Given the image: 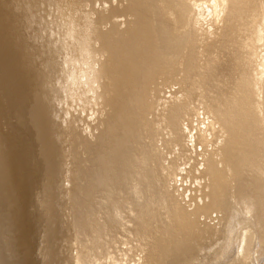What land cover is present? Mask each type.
<instances>
[{
	"label": "bare ground",
	"instance_id": "bare-ground-1",
	"mask_svg": "<svg viewBox=\"0 0 264 264\" xmlns=\"http://www.w3.org/2000/svg\"><path fill=\"white\" fill-rule=\"evenodd\" d=\"M0 99V264H264V0H0Z\"/></svg>",
	"mask_w": 264,
	"mask_h": 264
},
{
	"label": "rangeland",
	"instance_id": "rangeland-1",
	"mask_svg": "<svg viewBox=\"0 0 264 264\" xmlns=\"http://www.w3.org/2000/svg\"><path fill=\"white\" fill-rule=\"evenodd\" d=\"M36 33L38 32L37 30L35 31ZM69 62H67L66 61V63H65V61L63 62V65L65 64V67L64 68H66L67 69V64H68ZM78 64V63H77ZM69 65V69H70V71H68L67 73L65 72V77H63V85H61V87L62 86H65L67 89H65L64 88V93H63V100H65L66 99V97H68L69 96V94L71 93V91H73V88H71V79H72V71H73V69H72V66H75L76 65V63H69L68 64ZM69 77V78H68ZM65 94V95H64ZM0 101H1V99H0ZM6 104H4V101L3 102H1V105H0V114H2V115H0L1 117H0V132L2 131V132H7V131H9L10 132V130H13V127H15L16 126V119H14V117H13V115L9 112V106H6ZM10 113V114H9ZM10 117H11V120H10ZM6 119H9L10 121H8V120H6ZM56 120H57V118H56ZM56 120H55V123H56ZM2 121V122H1ZM7 122V123H6ZM7 124H9V125H7ZM7 125V126H6ZM10 127V128H9ZM8 133V132H7ZM30 147H32V149H36L35 147H34V143H32L31 144V146ZM67 148H69V145L66 143V149ZM62 174V172H60V176H61V179H59V182H60V184H59V186L56 188V190H54V193H53V195H52V198H51V201H52V203H54V208H53V210H54V219H55V224H56V220H58V223L56 224V229H55V231H54V233H52V236H51V238H54L53 239V241H59V239H60V236L58 237V231L60 230L61 231V229L60 228H62V227H64L63 229H62V231H64V229H65V227L67 226V222H66V217L64 216V215H66L65 214V205H64V202H63V194H64V189H63V176L61 175ZM38 180V179H37ZM37 181H35V183H36ZM58 193V194H57ZM51 201H50V204H51ZM62 204V205H61ZM52 205V204H51ZM63 205H64V208H63ZM61 206H62V208H61ZM64 209V210H63ZM65 220V221H64ZM63 221L65 222V223H63ZM36 227V226H35ZM35 227H34V229H33V231H32V235H33V233L35 232ZM65 233V232H64ZM31 234H29V237L31 236ZM68 238H69V236H66V233L63 235V237H62V243L63 242H66V247H67V245H68V243H67V240H68ZM30 241V240H29ZM40 243H41V245H43L42 243H43V241H40ZM55 244V243H54ZM65 245L64 244H62V247H63V249L65 248L64 247ZM41 246H40V244H39V250H41V248H40ZM68 248V247H67ZM49 250V249H48ZM39 254V255H38ZM45 254H46V252H45V250L43 251V255L42 254H40V252L37 250L36 252H35V256H38L39 257V259H42L40 256H44L45 257Z\"/></svg>",
	"mask_w": 264,
	"mask_h": 264
},
{
	"label": "clouds",
	"instance_id": "clouds-1",
	"mask_svg": "<svg viewBox=\"0 0 264 264\" xmlns=\"http://www.w3.org/2000/svg\"><path fill=\"white\" fill-rule=\"evenodd\" d=\"M197 7L210 8V15H215L216 13L211 12V9H219V8L223 7V5H217V4H215V2H213V4L211 6H209V5H197ZM217 19H218V16H217ZM206 122H209V121L206 120Z\"/></svg>",
	"mask_w": 264,
	"mask_h": 264
}]
</instances>
